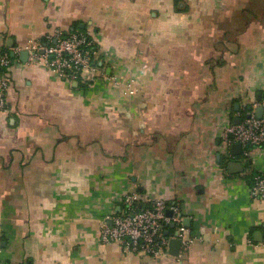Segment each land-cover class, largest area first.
<instances>
[{
    "label": "crops",
    "instance_id": "1",
    "mask_svg": "<svg viewBox=\"0 0 264 264\" xmlns=\"http://www.w3.org/2000/svg\"><path fill=\"white\" fill-rule=\"evenodd\" d=\"M53 29L92 33L100 75L134 78L137 94L59 82L14 52ZM0 48V262L264 264V201L250 197L264 147L219 151L225 127L264 107V0H0ZM132 193L181 206L183 258L100 242L112 198Z\"/></svg>",
    "mask_w": 264,
    "mask_h": 264
},
{
    "label": "built area",
    "instance_id": "2",
    "mask_svg": "<svg viewBox=\"0 0 264 264\" xmlns=\"http://www.w3.org/2000/svg\"><path fill=\"white\" fill-rule=\"evenodd\" d=\"M21 50L28 53L29 64L44 66L59 82L92 85L102 77L113 88L119 89L123 96H134L138 92L132 77L100 75L97 67L99 50L89 31L65 33L53 29L41 41H28L23 49L14 52L20 53ZM11 62L9 51L0 48L1 115L9 113L7 93L11 78L7 69ZM219 139V151L224 158L232 157L231 148L234 144L241 146L244 158L248 157L251 149L264 147V112L261 119L249 113L247 117L240 118L238 124H229ZM250 197L256 202L264 201V174H256L251 178ZM112 199L119 204V211L111 210L102 217L99 223L101 243L118 244L125 253L147 255L155 260L168 256L171 240L180 243L177 258H183L193 245L194 238L184 225L185 217L177 202L137 193L116 194Z\"/></svg>",
    "mask_w": 264,
    "mask_h": 264
},
{
    "label": "water",
    "instance_id": "3",
    "mask_svg": "<svg viewBox=\"0 0 264 264\" xmlns=\"http://www.w3.org/2000/svg\"><path fill=\"white\" fill-rule=\"evenodd\" d=\"M20 56H21V59L24 63L27 62L28 60V53L26 51H22L20 53ZM259 101H260V98H259ZM263 112H264V107L263 106H259L255 109V117L257 119H261L262 118V115H263ZM239 123V120H237L235 122V124H238ZM235 149H240L241 150V146L239 144H234L231 148V154L234 155L232 153V151H234ZM227 171L230 173V174H238V173H242L243 172V169H242V166L241 164H239L238 162H230L227 166ZM168 216H170V213H168ZM188 222V219L187 220H184V225H186V223ZM173 227V226H171ZM179 247H180V243L178 240H171L170 243H169V249H168V253L169 255L171 256H174L176 257L178 255V252H179Z\"/></svg>",
    "mask_w": 264,
    "mask_h": 264
},
{
    "label": "trees",
    "instance_id": "4",
    "mask_svg": "<svg viewBox=\"0 0 264 264\" xmlns=\"http://www.w3.org/2000/svg\"><path fill=\"white\" fill-rule=\"evenodd\" d=\"M221 163L224 165V167H226L227 166V162H224V161H221Z\"/></svg>",
    "mask_w": 264,
    "mask_h": 264
}]
</instances>
